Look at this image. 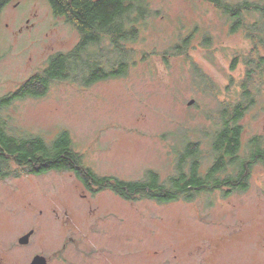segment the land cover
Returning <instances> with one entry per match:
<instances>
[{"label": "rangeland", "instance_id": "1", "mask_svg": "<svg viewBox=\"0 0 264 264\" xmlns=\"http://www.w3.org/2000/svg\"><path fill=\"white\" fill-rule=\"evenodd\" d=\"M148 1L152 15L127 76L88 88L55 81L45 97L1 108L0 119L47 142L69 131L100 176L140 181L154 170L165 180L175 173L180 138L199 142L205 172L212 136L241 99L252 44L203 0ZM188 37L185 54L164 57ZM79 40L48 0H12L0 14V99ZM197 72L212 81L198 84ZM240 124L247 154L251 140L264 138V76ZM31 230L29 244L20 245ZM36 255L48 264H264V165L254 166L247 192L167 204L93 194L68 172L0 179V264H31Z\"/></svg>", "mask_w": 264, "mask_h": 264}, {"label": "trees", "instance_id": "2", "mask_svg": "<svg viewBox=\"0 0 264 264\" xmlns=\"http://www.w3.org/2000/svg\"><path fill=\"white\" fill-rule=\"evenodd\" d=\"M12 0H0L1 11ZM224 14L231 30L242 31L252 49L243 57L245 77L241 99L212 136L213 163L203 171L198 141L179 139L175 147V173L163 180L148 170L140 181H125L116 176H100L86 164L67 130L47 142L40 136L25 137L12 132L7 120L0 119V179L19 178L22 174L41 176L68 172L93 194L112 191L126 201L148 199L159 204L192 202L203 193L222 191L224 196L249 190L255 165H264V138L255 137L248 153H243V119L247 108L257 103L264 76V0H203ZM53 13L78 30L80 40L68 52L49 60V66L34 74L15 92L0 99V110L16 101L43 98L55 81L91 87L99 82L127 76L137 64L134 47L142 28L152 15L148 0H48ZM190 37L167 51L164 57L185 54ZM233 63L232 69L235 68ZM198 84L211 82L204 72L196 73ZM0 112V117H1ZM12 165L16 166L15 170ZM232 172H229L230 169Z\"/></svg>", "mask_w": 264, "mask_h": 264}, {"label": "water", "instance_id": "3", "mask_svg": "<svg viewBox=\"0 0 264 264\" xmlns=\"http://www.w3.org/2000/svg\"><path fill=\"white\" fill-rule=\"evenodd\" d=\"M193 103H194V100H192V101L189 103V105H193ZM32 233H33V232H31V233H29V234L23 236V237L20 239V244H27V243H29V239H30ZM31 264H48V261H47V259H46L45 257H43V256H36V257L34 258V260L32 261Z\"/></svg>", "mask_w": 264, "mask_h": 264}, {"label": "flooded vegetation", "instance_id": "4", "mask_svg": "<svg viewBox=\"0 0 264 264\" xmlns=\"http://www.w3.org/2000/svg\"><path fill=\"white\" fill-rule=\"evenodd\" d=\"M116 195V194H115ZM118 196V195H117ZM119 197V196H118ZM31 232H33L32 233V235H31V237H30V239H29V242H30V240H31V238L34 236V233H35V231L34 230H31L30 232H28L27 234H29V233H31ZM26 234V235H27ZM25 236V235H24ZM22 238V237H21ZM20 238V239H21ZM20 239H19V244H20ZM29 243H27V244H20V245H28ZM36 256H39V255H36ZM41 256V255H40ZM44 257V256H43ZM48 261V260H47Z\"/></svg>", "mask_w": 264, "mask_h": 264}]
</instances>
